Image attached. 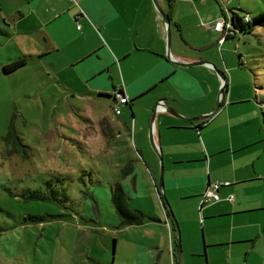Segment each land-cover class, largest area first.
Here are the masks:
<instances>
[{"label":"rangeland","instance_id":"rangeland-1","mask_svg":"<svg viewBox=\"0 0 264 264\" xmlns=\"http://www.w3.org/2000/svg\"><path fill=\"white\" fill-rule=\"evenodd\" d=\"M53 1H61L66 12L56 18L47 15L43 22L45 5L50 3L36 7L34 16L41 24L35 23L44 31L41 35L34 32L31 19L24 20L27 32L17 33L12 27L2 29L4 23L13 22L0 17V264H130L129 241L137 236L138 226L122 224L111 202L114 182L127 179L120 157L128 156L135 147L129 108L121 105L122 115H116L114 101L97 96L93 90L104 79L89 85L78 72L83 61L70 64L89 45L97 49L84 61L96 54L98 61H104L106 48L117 52L124 43L131 45L132 20L137 17L135 21L140 23L146 14L136 13L140 0L135 6L136 0H85L84 16L78 12L80 6L68 0ZM172 4L173 17L190 21L193 33L201 31L196 25L206 27L210 18L230 17L231 12L254 16L264 10V0H176ZM132 11L134 16L128 17ZM142 24L149 30V41H155V21L146 18ZM76 25L81 29L75 30ZM172 30L170 26L171 35ZM94 33L102 46L96 45ZM216 40L217 36L211 38L221 70L227 73L226 66L236 68L233 76L241 74L243 81L246 78L249 106L256 104L264 132V27L255 26L251 32L228 38L222 47ZM18 60L24 64L10 72L4 70L5 65ZM121 67L128 81L133 70L130 58ZM100 75L109 91L113 83L118 84L117 78H109L108 71ZM103 119L116 124L119 137L114 132L115 139H102ZM149 189L152 196L141 195V200L156 210L154 203L159 201L152 183ZM33 190L46 198L29 197ZM178 224L182 242L185 232ZM225 260V255L218 253V263ZM232 261L264 264V237L255 239L247 255Z\"/></svg>","mask_w":264,"mask_h":264},{"label":"crops","instance_id":"crops-1","mask_svg":"<svg viewBox=\"0 0 264 264\" xmlns=\"http://www.w3.org/2000/svg\"><path fill=\"white\" fill-rule=\"evenodd\" d=\"M68 1L80 6V16L87 13L88 5L85 0ZM158 1L167 10L170 26L174 29L170 45L171 60L165 56L164 21L154 10L150 0H140L141 3L137 6L140 8L136 13L142 12L146 14L147 19L155 21V41H149V30L142 24L146 18L136 23L137 17H134L132 29L134 27L135 30L131 45L126 46L128 43H124L117 52L108 51L106 48L109 58L104 61H98L97 54L84 61L97 49V46L89 45L70 65L83 61L78 72L89 85L96 79H104L94 85L93 90L97 91V96L101 91H109L110 86L105 84L106 79L100 75L108 71L109 78L114 76L118 84L111 85L112 90L107 92L111 96L107 98H111L115 105L113 93L120 90L129 101L122 105L129 108V122L132 123L135 147L129 154L131 156L120 157L123 166L131 163V170L124 175L127 179L120 181L131 198L130 204L149 216L143 223L135 225L138 226L137 236L129 241L130 264H176L177 233L166 206L164 208L163 199H160L161 196L171 204L176 220L185 232L181 242L180 264H208L205 242L210 264L211 260L212 264H221L217 261L218 253L225 255L226 260L222 264H233V258L247 255L252 250L257 237H264L262 122L256 104L249 106L246 78L243 81L241 74L234 77L233 71L238 70L236 68L226 66L227 73L221 70V61L215 53L214 43L211 42V38L219 36L213 29L217 18H213V21L210 18L206 27L196 25L201 31L193 33L194 28L190 21L186 22L178 16L173 17L171 6L174 11L172 3L176 0ZM42 2L50 3L49 6L45 5L44 10L47 11L43 22L49 18L47 15H52L51 18L63 15L65 10L60 5L61 1L0 0V17L3 20L11 19L13 22L8 21L1 28L5 30L12 27L17 33H26L24 20L28 18L32 20L31 27L34 32L43 34L40 25L37 27L36 24H41V21L37 20L39 17L36 19L34 16L36 7L39 8ZM138 2L139 0H136L134 6ZM48 10L51 13L48 14ZM133 13L129 12L128 17H133ZM71 15L69 12L70 19ZM82 21L90 28L85 19ZM79 29L81 27L76 25L75 30ZM95 36L96 45L102 46L100 37L97 34ZM216 43L222 47L225 40L221 44L216 40ZM128 58L133 70L126 81L121 65ZM196 60L208 61L218 67L225 74L227 86L220 99L218 111L205 120L187 121L171 115L164 106L157 108L153 121V138L162 157L161 195L157 188L160 162L148 140L150 116L156 103L162 99L185 116H197L214 108L221 82L211 66H180L173 62ZM90 89L92 90V87ZM253 92L256 93V90ZM254 102L256 103L255 98ZM116 115H122L121 105ZM100 130V136L109 140L115 139L114 132L117 137L121 134L116 124L106 119L102 120ZM125 130L130 133L128 126ZM214 181L228 182L219 187V201L201 203L204 189ZM150 183L154 185L158 196L159 203H154L156 210H151L147 202L141 200V195L152 196ZM230 195H233L232 200L229 199ZM197 208L200 210L199 214ZM200 224L204 226L205 234Z\"/></svg>","mask_w":264,"mask_h":264},{"label":"trees","instance_id":"trees-1","mask_svg":"<svg viewBox=\"0 0 264 264\" xmlns=\"http://www.w3.org/2000/svg\"><path fill=\"white\" fill-rule=\"evenodd\" d=\"M223 19H225L224 16H223ZM226 22L229 24L227 28L229 34L225 38V40L228 38H235L237 34L251 32V30L255 26L264 27V10L254 16H250L248 13H246L243 16H239L235 12H232L231 18H228ZM22 64H24V61L18 60L10 65H7V66L5 65L4 70L6 72H10ZM226 86H227V83L225 82L224 89L226 88ZM116 91L121 92L120 90H116ZM115 92L113 93V97H115ZM98 95L105 96V97L111 96L110 94H107V93H98ZM115 100H116V97H115ZM220 103H221V100H220ZM10 135H11V131L8 132L7 137H9ZM130 170H131L130 162L126 163L121 169L123 175L127 174ZM29 197H36V198H41V199L46 198V196H44L41 192L37 190L29 191ZM130 199L131 198L126 193L121 181L119 180V181L114 182V184L111 187V202H112L115 212L121 219V223L126 224V225H139L143 223L146 218H149V216L144 214V212H142L141 210L133 207L130 204ZM160 199H163L162 203L165 204V199L163 198V196H161ZM164 208H165V205H164ZM166 211L168 212V210ZM30 218H33V216ZM114 244H115V240H114Z\"/></svg>","mask_w":264,"mask_h":264},{"label":"water","instance_id":"water-1","mask_svg":"<svg viewBox=\"0 0 264 264\" xmlns=\"http://www.w3.org/2000/svg\"><path fill=\"white\" fill-rule=\"evenodd\" d=\"M152 3L156 9V11L158 12V14L160 15V17L162 18V20L164 21L165 24V29H166V50H165V56L167 59L171 60V56H170V36H171V31H170V18L168 15L167 10L161 6V4L159 3L158 0H152ZM174 63L180 65V66H189V65H203V64H208L211 66V68L214 70V72L220 77L221 80V85L219 87L218 93H217V97H216V104L214 106V108L207 112V113H202L200 115L197 116H185L182 115L178 110L174 109L165 99L159 100L154 109L152 110L151 116H150V125L148 128V134H149V142H150V146L153 149V151L156 153V155L159 158L160 161V171H159V177H158V182H157V188H158V192L162 195V186H163V177H162V157L158 151V148L155 144L154 138H153V121H154V115L155 112L157 110V108H161V106H164L165 110L167 112H169L171 115L180 118V119H184L187 121H199V120H205L208 119L209 117H211L212 115H214L219 107H220V99L223 95L224 92V85L226 82V77L224 75V73L218 69L213 63L208 62V61H204V60H196V61H185V62H180V61H173ZM165 206L169 212L170 218L174 224L176 233H177V239H176V264H180V253H181V236H180V229H179V225L178 222L176 220V217L171 209L170 204L168 203V201H165Z\"/></svg>","mask_w":264,"mask_h":264},{"label":"built area","instance_id":"built-area-1","mask_svg":"<svg viewBox=\"0 0 264 264\" xmlns=\"http://www.w3.org/2000/svg\"><path fill=\"white\" fill-rule=\"evenodd\" d=\"M226 20L227 19L219 18L215 20L213 24V29L219 34L217 38V42L219 44H221L229 34L227 29L229 24L226 22ZM115 97H116V103L113 106V110L116 114H118L120 111V105L126 104L128 102V98L125 94L118 91L115 92ZM221 184H228V182L220 183L219 181H214L208 184V186L204 189L201 195L202 196L201 203L219 201L220 196L218 190ZM229 199L232 200L233 195H230Z\"/></svg>","mask_w":264,"mask_h":264}]
</instances>
